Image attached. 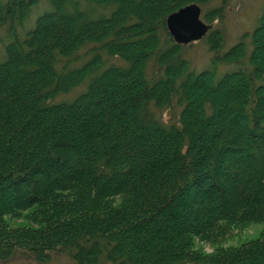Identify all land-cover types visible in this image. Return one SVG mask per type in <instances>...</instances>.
<instances>
[{
	"label": "trees",
	"instance_id": "16d2710c",
	"mask_svg": "<svg viewBox=\"0 0 264 264\" xmlns=\"http://www.w3.org/2000/svg\"><path fill=\"white\" fill-rule=\"evenodd\" d=\"M38 1L0 0V262L264 264V4L198 71L165 19L210 0Z\"/></svg>",
	"mask_w": 264,
	"mask_h": 264
},
{
	"label": "rangeland",
	"instance_id": "374dc122",
	"mask_svg": "<svg viewBox=\"0 0 264 264\" xmlns=\"http://www.w3.org/2000/svg\"><path fill=\"white\" fill-rule=\"evenodd\" d=\"M220 3V0H210L209 3L202 7V11H206L209 8H213ZM85 4V3H84ZM264 4V0H227L225 5V10L223 12V16L215 18L212 21L213 26L221 27L225 33V43L223 49L229 48L232 44H234L240 35L245 31H251L252 28L256 25L259 14L261 12L262 5ZM87 8H90L92 4H86ZM49 8L48 3L45 0H39L38 4L33 7L32 13L28 22H26V26L31 25L33 19L38 12L43 9ZM203 20L205 18L201 16ZM206 21V20H205ZM207 22V21H206ZM23 31V29H22ZM21 31V32H22ZM6 40L5 33L1 31L0 35V58L3 54V45L1 42ZM85 49V48H84ZM82 49L81 51H83ZM184 55L188 58L193 65L194 69L201 70L209 65L210 60V51L208 50V46L204 39L200 38L198 40L190 42L188 45L184 46ZM85 58H81V60L74 62V65H78ZM111 61H118V58H111ZM108 63L110 61L108 60ZM225 64L218 66L219 72L229 68ZM84 84H80L74 87L71 91L67 93L60 94L57 98H70L74 96L80 89H82ZM171 109H156V114L162 120H174L176 118V114L178 113V107L175 106L172 111L175 112V116L172 115ZM263 228L262 224H254L247 229L242 230L241 234H236L231 240V243H235L239 240L240 237H251L257 234ZM227 242V243H230ZM209 249V248H208ZM207 249V250H208ZM0 264H39L37 261L32 260V258L21 257L20 259H12L6 262H0ZM45 264H76L74 263L68 256L64 254H52L50 259L45 262Z\"/></svg>",
	"mask_w": 264,
	"mask_h": 264
},
{
	"label": "water",
	"instance_id": "95a60500",
	"mask_svg": "<svg viewBox=\"0 0 264 264\" xmlns=\"http://www.w3.org/2000/svg\"><path fill=\"white\" fill-rule=\"evenodd\" d=\"M201 13V6L196 2L184 4L171 11L166 16L165 24L173 40L187 44L202 38L212 24L203 20Z\"/></svg>",
	"mask_w": 264,
	"mask_h": 264
}]
</instances>
